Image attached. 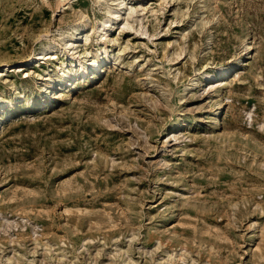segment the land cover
I'll use <instances>...</instances> for the list:
<instances>
[{"label":"rangeland","instance_id":"obj_1","mask_svg":"<svg viewBox=\"0 0 264 264\" xmlns=\"http://www.w3.org/2000/svg\"><path fill=\"white\" fill-rule=\"evenodd\" d=\"M0 264H264V0H0Z\"/></svg>","mask_w":264,"mask_h":264},{"label":"bare ground","instance_id":"obj_2","mask_svg":"<svg viewBox=\"0 0 264 264\" xmlns=\"http://www.w3.org/2000/svg\"><path fill=\"white\" fill-rule=\"evenodd\" d=\"M66 1V0H65ZM68 1V0H67ZM123 5H124V3L122 2V1H118L117 3H116V7H117V9L116 10H119V9H122L123 8ZM141 9H144V6H142V8ZM116 12V11H115ZM108 32V31H107ZM75 40V39H74ZM74 40H71V41H69L70 42V44L69 45H74L75 44V41ZM77 46H73L71 49L73 50V51H75V50H77ZM47 54L46 53H41V54H39L38 55V57L37 58H31V59H29V60H26V61H21V62H19V65H17V66H9V67H11L10 69H12V70H17V71H25L26 69H25V66H27V64H29V66H30V64H33V59H35L36 60V62H38L39 60H43V59H46L47 58V56H46ZM53 55V54H52ZM70 57L73 59V62H72V66H74L75 67V72L76 73H78L79 75H81V77H85L86 76V73H87V71H86V68H87V65L85 66L84 64H83V62H82V60H81V58H80V55L77 53V51L76 52H73L71 55H70ZM93 59V58H92ZM102 61V60H101ZM88 63V62H87ZM96 63H97V61L95 60V59H93L92 61H90L89 62V64L91 65V67L92 66H96ZM37 65V64H36ZM97 65H98V63H97ZM100 65V64H99ZM6 67L7 66V64H3V66H1V67ZM69 66H71V65H69ZM95 68V67H94ZM63 68H61L60 70H62ZM4 70H6V69H4ZM3 71V70H2ZM8 71V70H7ZM26 72V71H25ZM221 73H223V69L221 68V67H217L212 73H206V74H204V78L207 80V79H210V78H212V77H214V76H216L217 74H221ZM63 75V74H62ZM77 76V75H76ZM203 78V79H204ZM205 82V81H204ZM2 122V121H1Z\"/></svg>","mask_w":264,"mask_h":264}]
</instances>
